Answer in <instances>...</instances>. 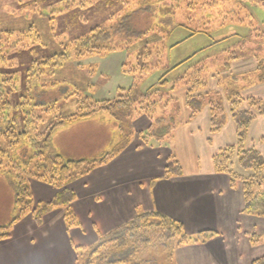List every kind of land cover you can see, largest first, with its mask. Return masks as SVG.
Returning <instances> with one entry per match:
<instances>
[{
    "label": "rangeland",
    "instance_id": "obj_1",
    "mask_svg": "<svg viewBox=\"0 0 264 264\" xmlns=\"http://www.w3.org/2000/svg\"><path fill=\"white\" fill-rule=\"evenodd\" d=\"M218 1L223 5L213 9L211 16H206L200 22L198 18L205 16L204 13H208L209 9L203 8L204 12L201 9L194 12L196 14L191 12L194 14L192 17L177 11L172 21L183 23L185 27H170L172 21L165 25L152 22V25L148 26L145 22L150 16L141 12L144 21L139 22L137 26L139 28L137 30L142 31L139 37L130 42L117 40V45L107 46L110 51L66 63L53 76L66 81L70 90L79 89V93L90 97L91 101L114 100L119 94L124 95L131 89H137L140 95L135 100L131 99L130 103L127 102L131 115L125 119L129 123V140L133 143L143 141L141 135L146 134L149 128L144 130L141 128L145 126L152 128L153 118L157 116L165 118V124L174 125L175 128L190 121L207 108L210 124V107L213 106L215 111L223 112L227 122L229 116L232 119L236 104H240L239 109H246L256 100L264 102V0H236L235 5L233 0ZM89 2L91 4H86L85 7L73 3L72 7L65 10V6L68 5L65 0H0V46H5L8 40L10 42L11 38L14 39L16 36L22 38L21 32L24 31L32 35L28 40L34 39L31 47L19 49L22 45L17 46L18 51L14 49V53L8 57L9 62L13 60L16 63L13 71L16 73L19 89L14 96L21 93L29 96L26 87L33 82L35 75L26 77L28 80L26 84L24 80L28 73L26 70L33 60L63 52L64 47L70 46L71 40L88 34L90 29L97 25L105 26L109 16L115 14V17H119L123 13L118 0ZM141 2L143 5L144 0ZM170 2L161 1L159 3L161 10H164L163 6H169ZM158 17L170 16L161 12ZM196 27L200 28V32L183 41L190 35L187 28L193 30ZM203 29H206V33ZM161 75L166 79L164 85L161 82L162 86L157 84ZM154 84L156 88L165 92L147 94L146 91ZM260 84V87H253ZM74 98L76 99V96L73 95L65 99L61 89H48L41 96V100L54 101L57 113L63 116L75 112ZM152 101L158 103L155 106H147ZM187 102L192 108H199L200 105L201 109L192 115ZM98 115L108 117L106 112ZM255 115V119L264 117L256 111ZM168 118H173L174 121L171 122ZM232 121L234 122L233 119ZM77 123L58 133L61 134L62 149L73 151L75 155L80 152L79 144L88 138L91 132L78 130ZM140 130L141 134L137 133ZM102 137L107 139L106 131L100 132V138ZM150 140L154 141L153 138ZM165 142L167 143L166 139ZM91 151L95 152V147ZM176 158L178 157L171 158L173 161L171 166L178 165ZM235 161L233 159L232 167L236 172L238 165ZM236 174L239 175L237 172ZM13 180V175L0 171V225L8 224L17 213ZM36 180L29 177L25 182L35 192L37 188L33 182L38 183ZM71 210L75 214L72 207ZM23 214L22 223L17 222L12 226L11 237L0 240V260L9 258V261H14L16 256L20 255L23 259L32 257L35 253L42 256L49 249L56 252L69 250L70 246L73 249L71 240L78 244L72 230L79 225L67 227L65 223V228L59 232L53 221L45 220L44 223L41 221L37 224L31 216V211H24ZM78 215V218L75 215L78 223L82 222L86 230L82 239L89 241L85 218L80 212ZM27 219L31 220L32 227L27 225ZM49 237L55 239L49 241ZM259 237L263 236L259 234ZM97 241L91 245L77 247L75 264H83L92 257L91 248ZM179 247L181 246L172 248L170 245L149 241L141 244L137 251L126 245L123 247L125 250L111 257H121L120 259L124 261L122 263L116 261L119 264H173L174 251ZM90 261V264H96L95 259L91 258Z\"/></svg>",
    "mask_w": 264,
    "mask_h": 264
},
{
    "label": "trees",
    "instance_id": "obj_2",
    "mask_svg": "<svg viewBox=\"0 0 264 264\" xmlns=\"http://www.w3.org/2000/svg\"><path fill=\"white\" fill-rule=\"evenodd\" d=\"M65 1L68 3L64 8L65 10L72 7L73 3L81 7L91 4L89 0ZM141 1L118 0V3L122 6L121 11H123L121 16L115 17V14L109 16L108 23L105 26L97 25L91 28L88 34L71 40L70 46L64 47L63 52L47 58L33 60L26 70L28 73L24 80V84H26L28 83L26 77L35 75L33 82L26 87L29 96L23 93L14 96V93H17L19 89L18 79L13 71L16 68V63L13 60L9 62L8 57L17 50V46L22 45L19 49L31 47L34 39L33 41L28 39L32 38V35L26 31L21 32L22 38L16 36L14 39L11 38L10 42L8 40L5 46H0V171L14 176L12 183L14 204L17 209L16 215L8 224L0 225V240L8 239L11 236L12 226L22 219L24 211H31L33 220L40 224L46 214L56 208H62L67 227L79 225L75 214L71 210V203L75 195L73 191L66 187V184L88 173L95 166L104 164L113 155L114 151L105 153L98 160L66 157L57 152L52 146V137L59 128L106 112L118 126L123 139L119 143L120 147L126 146L129 142V123L125 119L131 113L127 102L130 103L131 99L138 98L140 92L137 89H131L129 92H125L124 95L119 94L114 100L91 101L90 97L82 96L79 89L70 90L66 81L54 78L53 74L64 67L66 63L110 51L107 46L117 45V40L130 42L132 39L139 37L142 31L137 30V26H139V22L144 21L141 12L150 16H147L148 21L145 22L148 26L152 25V22L165 25L172 21L177 11L184 12L192 17L196 14L194 12L198 10L209 9L208 13H204L205 16L200 19L197 17L198 22H200L206 16H211L213 9L223 5L218 0H168L171 1L169 6H163L164 10H161L159 3L164 0H144L143 5ZM234 1L236 0H233V3ZM161 12L170 17H158ZM220 14L221 12H219ZM187 20H189V17H187ZM179 26L185 27L183 23H175L174 21L170 24V27L173 28ZM187 29L190 31V35L184 38L183 41L200 32L199 27L193 30ZM203 30L206 33V29ZM157 81L159 85L161 82L162 85H164V82L166 83L164 75H161ZM88 87L91 88L90 85ZM155 88L156 84L152 85L146 91L147 94L165 92ZM48 89H61L65 99L73 95L76 96V99H73L74 104H76L75 112L63 116L57 113L54 101L41 100L42 94ZM150 90L153 91L149 92ZM188 96L190 99L189 94ZM157 103V101H152L147 106H155ZM187 105L190 106L192 115L201 109L200 105L198 106L200 109L192 108L188 102ZM239 105L236 104L232 117L235 124V143L220 149L212 157L213 167L216 172L227 173L232 185L237 179L241 181L244 213L264 217V158L256 148L246 146L249 127L252 121L255 120V111L264 116V102L256 100L254 104L249 105L246 109H239ZM147 106L146 108H148ZM151 116L149 117L151 118ZM153 119L152 128L148 127L146 137H142L144 143L148 138L158 141L163 140L174 128V125L165 124V118L163 117L157 116ZM168 119L171 122L174 121L173 118ZM225 120L226 116L223 112H217L213 106L210 107L211 132L219 131L225 124ZM233 159L236 160V164L242 171L239 175L233 170ZM179 171L180 167L176 165L171 169L170 167L167 168L165 174ZM29 177L57 188L58 192L50 201L35 202L30 188L25 184ZM212 236L213 233L207 230L200 231L195 235H188L180 222L167 218L158 212H144L137 214L130 222L99 236L96 245L91 248L92 253H90V256L92 257L83 264H90L91 258L96 260V264H104V261L106 264H119L116 261L122 263L124 260L120 259L121 257L111 256L125 250L123 247L126 245L132 246L137 251L141 244L152 241V243L157 242L175 248L190 243H203ZM258 238L259 236L252 235L251 241L256 243ZM110 257L112 259L109 260ZM251 264H264V255L253 260Z\"/></svg>",
    "mask_w": 264,
    "mask_h": 264
},
{
    "label": "crops",
    "instance_id": "obj_3",
    "mask_svg": "<svg viewBox=\"0 0 264 264\" xmlns=\"http://www.w3.org/2000/svg\"><path fill=\"white\" fill-rule=\"evenodd\" d=\"M108 117L97 114L65 125L52 137L53 148L66 157L98 160L114 151L104 164L66 184L75 195L71 203L75 215L78 218L80 212L85 218L89 241L82 239L86 230L79 222L72 230L78 240V244L70 242L74 250L70 246L69 250L59 252L49 249L42 256L35 253L22 259L19 255L14 261L1 258L0 264H75L77 247L91 245L99 235L130 222L137 214L151 211L180 222L188 235L203 230L213 233L203 243L177 248L173 264H251L264 255V217L244 213L241 181L237 179L232 185L227 173L216 172L213 167L214 154L235 143V124L230 116L225 126L213 133L208 109L204 108L190 121L173 128L163 140L151 141L150 138L145 143L129 140L124 147L119 145L123 139L117 124ZM75 123L79 124L78 130L91 131L79 144L80 152L76 155L62 149L61 134H58ZM101 131H106L107 139L100 138ZM246 146L256 148L264 158V117H257L251 123ZM93 147L96 151L91 153ZM173 156L178 157L180 171L165 174L167 168L174 167L171 166ZM236 172L241 173L238 167ZM36 181L38 183L33 182L36 192L30 187L35 202L50 201L58 192L57 188ZM63 211L62 208L52 210L43 217L42 223L53 221L61 232L65 228ZM30 223L27 219L28 226ZM254 234L263 237L253 243L251 236ZM54 239L48 238L49 241Z\"/></svg>",
    "mask_w": 264,
    "mask_h": 264
}]
</instances>
